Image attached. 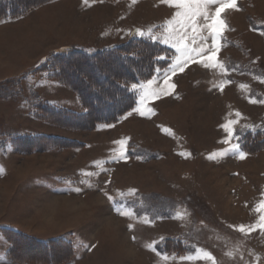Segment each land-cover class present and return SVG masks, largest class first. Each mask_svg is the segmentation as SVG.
<instances>
[{"label":"rangeland","instance_id":"1","mask_svg":"<svg viewBox=\"0 0 264 264\" xmlns=\"http://www.w3.org/2000/svg\"><path fill=\"white\" fill-rule=\"evenodd\" d=\"M234 2L220 14L216 46L203 27L211 20L198 17L199 34L187 30L185 43L204 52L169 73L175 87L150 97L143 116L135 103L91 129L73 127L78 122L65 115L88 106L57 78L51 52L147 38L172 49V60L127 87L155 78L151 88L159 91L179 56L163 40L178 9L165 0H49L0 19V252L7 262L47 264L23 241L15 255L24 262L8 257L3 228L15 221L35 238L71 243V252L53 253L55 264L61 257L59 264H264V0ZM76 66L78 75L100 78L95 68Z\"/></svg>","mask_w":264,"mask_h":264},{"label":"trees","instance_id":"2","mask_svg":"<svg viewBox=\"0 0 264 264\" xmlns=\"http://www.w3.org/2000/svg\"><path fill=\"white\" fill-rule=\"evenodd\" d=\"M47 1L49 0H0V19L20 16L32 7ZM52 56L59 63L57 78L74 88L82 98V101L88 106L87 111L82 114L68 111L69 113L65 114L68 116L67 118L71 119L73 116L72 119H75L74 121H77L78 124H67L76 128L91 129L92 126L94 127L101 123L117 121L126 111L133 107L136 95L128 89L127 83L139 79L144 80L153 74L155 67L163 71L171 62L173 52L172 49L159 43L152 42L144 37H137L95 50L81 45H65L62 48L54 49L51 52ZM124 62H128V64L124 65ZM81 64L84 67L88 65L92 69L95 68L100 78L95 79L87 72L82 76L78 75V67L76 65ZM115 64H122V70L112 71L110 68L114 67ZM103 65L107 69H104ZM107 70L112 71L111 77L107 74ZM103 82L104 85L102 84ZM117 97L120 100L116 103L113 100ZM104 102L112 109L109 112L100 113L99 105ZM55 110H60V115L61 113L64 115L65 110L61 111L62 109L57 108ZM35 116H42L48 119L44 114L38 112L35 113ZM3 232L11 241L7 252L8 257L12 261L24 262L23 260H25L23 257L17 259L15 255L17 244L21 241L24 244H32L38 248L36 250L38 257L34 260L41 263L55 264L58 256L53 253L58 251V247L64 251H72L71 243L63 238L38 239L11 227L3 228ZM60 259L57 264L61 261H66L64 257Z\"/></svg>","mask_w":264,"mask_h":264},{"label":"snow or ice","instance_id":"3","mask_svg":"<svg viewBox=\"0 0 264 264\" xmlns=\"http://www.w3.org/2000/svg\"><path fill=\"white\" fill-rule=\"evenodd\" d=\"M166 3L176 7L178 11L175 14L174 20L169 22L170 27L165 28V33L163 36L164 43H172V46L176 48V51L179 53V56L176 57L175 62L172 66L164 71V81L165 88L160 89L159 91L151 88V85L155 82V78L149 79L146 81L148 87H145L144 84L132 83L130 86V90L133 93H139L138 101H133L137 104V107L134 109L141 116L145 114L143 107L145 102L150 97H158L161 93L167 94L168 90L174 88L175 85L169 83L170 77L169 73L175 74L177 70L183 71L184 67L188 64L189 61H195L197 56H200L204 52V48L201 46L199 48H193L190 44L185 43V40L188 37V29H191L192 33L199 34L198 28V17H203L207 22L211 20V23H205L203 27L209 30L211 35L212 44L214 46L217 45V36L218 25H223V21L219 19L221 12L224 11L225 8L235 7L234 0H165ZM210 5H218L215 9L214 16H210L209 7ZM140 36H144L145 32L138 31ZM148 35L151 39L156 40L160 39V37L152 34L151 29L148 31ZM202 39H206V37H201ZM195 38H193L192 43H195ZM214 57L209 56V60H212ZM205 67H216L215 64L205 63ZM222 67V66H221ZM157 73L160 72V69L155 70ZM131 115V112L128 113ZM231 123V122H230ZM111 127V125H106ZM225 130L231 135L233 129L229 126H225ZM228 140H225V143H228ZM121 151L119 158L125 159V149L124 145L127 143L126 140L120 141ZM232 149L236 150L239 153V158L243 159L246 157V153L240 151L239 144H233ZM210 159L212 157H209ZM75 191H79V189H75ZM110 200L111 196L108 197ZM261 207L264 208V203L261 204ZM120 215H131L129 212L119 211ZM264 219V217H262ZM131 227V226H130ZM243 231V229H241Z\"/></svg>","mask_w":264,"mask_h":264},{"label":"crops","instance_id":"4","mask_svg":"<svg viewBox=\"0 0 264 264\" xmlns=\"http://www.w3.org/2000/svg\"><path fill=\"white\" fill-rule=\"evenodd\" d=\"M38 150V149H36ZM8 227H11V228H15V229H18L20 231H24V232H29L28 230H25L23 229L18 223H16L15 221H12L11 223V226H8ZM68 231V230H66ZM0 264H10L9 261L7 262V257H6V254L3 255V251L0 252Z\"/></svg>","mask_w":264,"mask_h":264}]
</instances>
